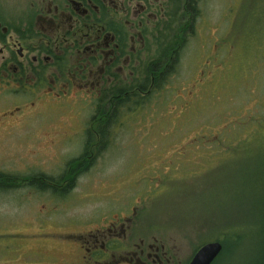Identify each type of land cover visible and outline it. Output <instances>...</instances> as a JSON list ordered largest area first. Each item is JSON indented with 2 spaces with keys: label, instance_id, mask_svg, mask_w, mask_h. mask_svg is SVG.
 <instances>
[{
  "label": "rangeland",
  "instance_id": "374dc122",
  "mask_svg": "<svg viewBox=\"0 0 264 264\" xmlns=\"http://www.w3.org/2000/svg\"><path fill=\"white\" fill-rule=\"evenodd\" d=\"M197 9L178 62L157 84L159 91L133 113V106L114 111L105 151L72 192L41 194L71 207L47 216L48 228L55 218L99 215L114 204L138 202L142 230L173 234L181 245L184 253H173L175 264H187L214 241L230 243L231 253L218 264L253 263L256 242L264 238V0H200ZM173 31L159 43L176 46L183 33ZM81 98L66 110L56 108L54 121L43 126L3 121L0 172L7 177L0 183V264H45L53 255L77 260L76 254L45 253L33 243L32 237L44 236L40 218L50 211L41 203L47 201L6 184L15 181L8 175L30 169L63 171V157L80 154L83 139L72 132L77 122L87 127L97 117L93 108L82 109L90 100ZM19 100L0 97V106ZM58 129H66L68 139L49 150L42 145L46 131Z\"/></svg>",
  "mask_w": 264,
  "mask_h": 264
},
{
  "label": "flooded vegetation",
  "instance_id": "af4514ba",
  "mask_svg": "<svg viewBox=\"0 0 264 264\" xmlns=\"http://www.w3.org/2000/svg\"><path fill=\"white\" fill-rule=\"evenodd\" d=\"M199 1L191 5L190 0H0V97L21 99L1 102L0 130L7 119L16 120L20 128L50 123L52 111L66 110L79 95L90 100L82 109L107 114L127 98L152 94L159 78L178 62ZM180 20L185 24L176 27ZM172 30L183 33V38L171 49L159 38L168 33L173 37ZM159 55L162 59L156 61ZM39 104L45 111H37ZM103 125L90 121L85 127L77 122L71 136L83 139L80 154L78 149L76 157H63V171L30 169L23 176L8 175L15 181L7 186L35 191L51 207L41 203L42 210L50 212L45 218L41 214L44 236L32 237L33 243H39L45 253L77 255L72 262L53 255L45 264H175L173 253H184L181 245L162 230L144 232L138 202L126 207L114 204L99 215L55 218L52 228L47 227L46 218L58 214L56 208L71 207L63 208L60 199L46 200L41 194L62 196L76 188L107 146L102 147L96 132ZM68 134L66 129L46 131L42 145L49 150L63 146ZM4 174L0 172V183L7 177Z\"/></svg>",
  "mask_w": 264,
  "mask_h": 264
},
{
  "label": "trees",
  "instance_id": "16d2710c",
  "mask_svg": "<svg viewBox=\"0 0 264 264\" xmlns=\"http://www.w3.org/2000/svg\"><path fill=\"white\" fill-rule=\"evenodd\" d=\"M190 4L191 5H194L195 4V0H190ZM169 73L168 72H165L164 73V75H168ZM164 79H163V77H160L159 78V80L157 81V83L156 84H158V85H160L161 83H162V81H163ZM150 83V82H149ZM148 83V84H149ZM145 85H147V84H145ZM160 88V87H159ZM159 91V89L157 90H155V92H153L152 94H150V95H138V97H131V98H127L126 99V101L125 102H123V103H118V105H119V107L120 108H117L116 110H118V109H122V107L123 108H126V107H134V108H132V112L131 113H133V112H135L137 109H138V107L139 106H143L144 104H146L145 102H146V99L148 98V97H151L152 95H154L155 93H157ZM113 99H115V98H112V100ZM116 110H114L115 112H116ZM86 111V110H85ZM114 111H110L109 113H107V114H105V113H96L97 114V117H93L92 119H91V121H93V122H95L96 124L98 123V122H100V125H102V124H105V125H103L101 128H97L96 129V132L97 133H99L100 135L98 136V137H100V138H102V141H101V144H102V147L105 145L106 146V144L103 142V139L105 140V135H106V131L109 129V127L111 126V125H113L115 122H113V120H114V118H115V116H116V113L114 112ZM100 127V126H99ZM92 137V136H91ZM93 137H94V139L96 138V134H94L93 135ZM104 144V145H103ZM105 151V150H104ZM103 151V152H104ZM1 179V178H0ZM2 185L0 184V187H1ZM223 245H224V252L225 253H231L230 251H229V245H230V243H227V244H225V243H223ZM229 251V252H228ZM223 252V253H224ZM225 253H224V256H225ZM256 253H264V238H263V236H260V238H259V240H257V242H256ZM224 256H219L216 260H215V262L213 263V264H218V263H220V259H224ZM221 260V261H222ZM256 264H264V254H263V257H260L258 260H257V262H256Z\"/></svg>",
  "mask_w": 264,
  "mask_h": 264
},
{
  "label": "water",
  "instance_id": "95a60500",
  "mask_svg": "<svg viewBox=\"0 0 264 264\" xmlns=\"http://www.w3.org/2000/svg\"><path fill=\"white\" fill-rule=\"evenodd\" d=\"M220 242H208L194 254L189 264H213L222 251Z\"/></svg>",
  "mask_w": 264,
  "mask_h": 264
},
{
  "label": "bare ground",
  "instance_id": "6f19581e",
  "mask_svg": "<svg viewBox=\"0 0 264 264\" xmlns=\"http://www.w3.org/2000/svg\"><path fill=\"white\" fill-rule=\"evenodd\" d=\"M214 242H219V241H214ZM221 244H222V246H223V248H222V251H221V253L219 254V256L221 255V256H224V245H223V243L222 242H220ZM224 252V253H223ZM229 252V251H228ZM228 253H225V256L224 257H226V255H227ZM254 254H256V258H255V260L253 261V263L251 262V264H256V262H257V260L260 258V257H263V254L264 253H254ZM218 256V257H219Z\"/></svg>",
  "mask_w": 264,
  "mask_h": 264
}]
</instances>
